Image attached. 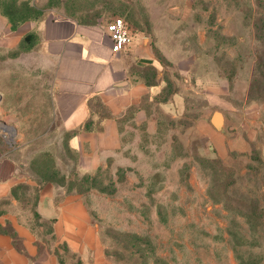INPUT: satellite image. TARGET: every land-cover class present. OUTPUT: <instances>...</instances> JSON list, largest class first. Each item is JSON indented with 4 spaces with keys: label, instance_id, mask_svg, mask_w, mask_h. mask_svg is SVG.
Segmentation results:
<instances>
[{
    "label": "rangeland",
    "instance_id": "374dc122",
    "mask_svg": "<svg viewBox=\"0 0 264 264\" xmlns=\"http://www.w3.org/2000/svg\"><path fill=\"white\" fill-rule=\"evenodd\" d=\"M116 16L155 63L137 79L162 88L86 168L56 112L44 29ZM0 25V147L27 180L83 201L106 264H264V0H0ZM60 249L61 264H94Z\"/></svg>",
    "mask_w": 264,
    "mask_h": 264
},
{
    "label": "crops",
    "instance_id": "0c3cea01",
    "mask_svg": "<svg viewBox=\"0 0 264 264\" xmlns=\"http://www.w3.org/2000/svg\"><path fill=\"white\" fill-rule=\"evenodd\" d=\"M9 29L24 37L33 23L26 20ZM44 30L47 54L55 59L53 100L60 123L71 134V145L85 159V167L95 168L122 145L120 117L162 88L138 80L134 72L133 66L155 63L144 62L150 52L135 35L128 48L114 54L104 25L56 21ZM3 32L0 25V35ZM3 151L0 147V264H61V245L80 260L91 252L94 264H106L83 201L77 196L61 198L54 188L41 197V187L35 203L27 207L21 186L37 184ZM36 219L50 224L48 240Z\"/></svg>",
    "mask_w": 264,
    "mask_h": 264
},
{
    "label": "built area",
    "instance_id": "2783aa9c",
    "mask_svg": "<svg viewBox=\"0 0 264 264\" xmlns=\"http://www.w3.org/2000/svg\"><path fill=\"white\" fill-rule=\"evenodd\" d=\"M104 30L111 41V50L114 54L120 53L131 45L134 34L123 17L116 16L106 22Z\"/></svg>",
    "mask_w": 264,
    "mask_h": 264
},
{
    "label": "trees",
    "instance_id": "16d2710c",
    "mask_svg": "<svg viewBox=\"0 0 264 264\" xmlns=\"http://www.w3.org/2000/svg\"><path fill=\"white\" fill-rule=\"evenodd\" d=\"M146 83L149 84V85L156 84V83H148V82H146ZM131 107H133V106H131ZM36 184L37 185L34 186V187H31V186H28V185H22L21 186L22 200H24V202H26L27 205L30 203V200H31V203H35V201L37 199L38 191L42 187V185L39 182H36ZM23 194H25V195H23ZM37 218H39L38 215H37ZM39 224L42 225L44 228H48L49 227L50 228V232L49 233H51V226H50L49 223H47V222L41 223L40 222ZM46 240H48V239H46ZM61 246L65 247L67 250H69L67 245H61Z\"/></svg>",
    "mask_w": 264,
    "mask_h": 264
},
{
    "label": "water",
    "instance_id": "95a60500",
    "mask_svg": "<svg viewBox=\"0 0 264 264\" xmlns=\"http://www.w3.org/2000/svg\"><path fill=\"white\" fill-rule=\"evenodd\" d=\"M144 48H147V42L146 40L144 41V45H143ZM225 119V116L224 114L219 111V110H216L214 111V113L212 114L211 116V123L213 125V127L218 130V131H221L223 130V127H224V120ZM52 191V187L50 184H47L41 191V194L40 196L41 197H46L50 194V192Z\"/></svg>",
    "mask_w": 264,
    "mask_h": 264
}]
</instances>
